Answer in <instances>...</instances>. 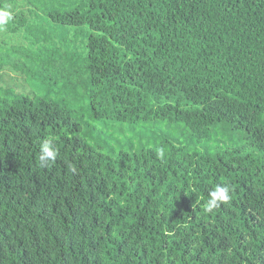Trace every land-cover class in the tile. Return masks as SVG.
<instances>
[{
  "label": "trees",
  "instance_id": "1",
  "mask_svg": "<svg viewBox=\"0 0 264 264\" xmlns=\"http://www.w3.org/2000/svg\"><path fill=\"white\" fill-rule=\"evenodd\" d=\"M14 3L0 81L37 92L0 94V264H264V0Z\"/></svg>",
  "mask_w": 264,
  "mask_h": 264
},
{
  "label": "rangeland",
  "instance_id": "2",
  "mask_svg": "<svg viewBox=\"0 0 264 264\" xmlns=\"http://www.w3.org/2000/svg\"><path fill=\"white\" fill-rule=\"evenodd\" d=\"M13 1L15 2L14 4L16 6L19 5V6H22L23 8H26L27 5H29V6L34 5L35 7L38 6L39 10H40L38 12H40V13H47V12L53 11V10L67 11V10L74 8L75 6L82 4V0H72L71 2H69V0H13ZM47 20H48V16L43 15V16L39 17L38 20L36 18L33 21L39 27L44 29L46 34H52V33H55L57 31L67 30V31H69V37H71L73 39V36L75 34L74 32H75V29L77 27L66 28L65 26H60V25L53 23V22H52L51 26H48ZM34 22H33V24H34ZM33 83H31L30 80H28V79H26L23 82H21V80H19L17 82L8 81V80L0 81V94L2 93L3 90H6V89L20 90L21 93L29 92V91L30 92H37L36 84L35 83L33 84ZM23 94H25V93H23ZM115 126L118 127L119 124H117ZM175 133L180 135L181 140H183L187 137L186 132L181 133L180 131H176ZM181 134H184V135H181ZM216 141H218V142H216V144H219L222 147H227V145H230L232 143V142L230 143V141H228V138H226V137L222 138V136L220 137L219 140L216 139ZM213 143H215V142H213Z\"/></svg>",
  "mask_w": 264,
  "mask_h": 264
},
{
  "label": "clouds",
  "instance_id": "3",
  "mask_svg": "<svg viewBox=\"0 0 264 264\" xmlns=\"http://www.w3.org/2000/svg\"><path fill=\"white\" fill-rule=\"evenodd\" d=\"M11 19L8 11H0V25H3ZM161 155L163 152L161 151ZM57 157V149L50 140H44L39 148V162L41 167H45L53 162ZM230 199L229 188L227 186H215L214 190L209 193V199L205 204V211L211 212L219 207L221 203H227Z\"/></svg>",
  "mask_w": 264,
  "mask_h": 264
}]
</instances>
